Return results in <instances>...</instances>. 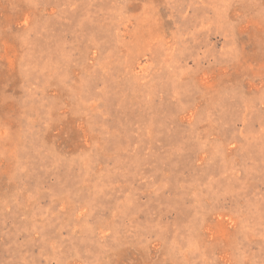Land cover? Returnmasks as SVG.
I'll return each mask as SVG.
<instances>
[{"label":"rangeland","instance_id":"374dc122","mask_svg":"<svg viewBox=\"0 0 264 264\" xmlns=\"http://www.w3.org/2000/svg\"><path fill=\"white\" fill-rule=\"evenodd\" d=\"M0 264H264V0H0Z\"/></svg>","mask_w":264,"mask_h":264}]
</instances>
